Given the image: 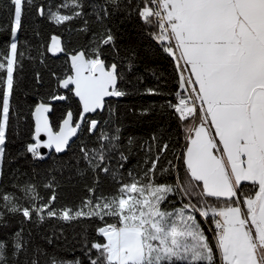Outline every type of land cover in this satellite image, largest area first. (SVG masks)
<instances>
[{
    "label": "snow or ice",
    "instance_id": "6c2138e0",
    "mask_svg": "<svg viewBox=\"0 0 264 264\" xmlns=\"http://www.w3.org/2000/svg\"><path fill=\"white\" fill-rule=\"evenodd\" d=\"M7 7L10 23L0 27L9 38L6 52H0V162L15 112L12 101L24 55L17 38L25 16L34 10L59 26L86 14L82 0H61L55 11L34 0H8ZM120 12L135 15L174 60L178 89L170 93L175 102L168 101L167 107L183 124L186 142L174 158L187 179L175 185L159 182L176 167L172 160L169 167L160 166L170 150L164 143L144 162L146 167L135 175L128 172L127 181L121 178L114 195L97 196L96 188H89L92 195L76 208L56 209L55 194L38 203L43 197L32 182L14 185V191L0 186V226L16 215L28 222L99 220L97 239L85 236L81 244L87 264H264V0H103L93 48L69 54L70 74L57 78L59 87L78 98L79 119L69 110L55 130L48 115L52 106L41 100L31 112V138L23 143L22 154L39 166L49 158L43 149L64 153L82 126L90 134L97 131L100 121L86 114L102 111L108 97L126 95L118 87V65L104 58L106 48L116 50V36L104 20ZM48 51H65L58 36L51 37ZM146 92L159 94L152 88ZM66 99L50 96L52 101ZM119 131L109 136L101 130L99 147H81L80 159L97 175L110 172L106 153L119 147ZM120 157L127 162L123 152ZM44 187L51 188V182ZM176 193L196 196L197 204L163 209ZM196 214L210 223L211 239ZM22 231L0 237V264H40L41 257L46 264H85L33 250Z\"/></svg>",
    "mask_w": 264,
    "mask_h": 264
},
{
    "label": "trees",
    "instance_id": "16d2710c",
    "mask_svg": "<svg viewBox=\"0 0 264 264\" xmlns=\"http://www.w3.org/2000/svg\"><path fill=\"white\" fill-rule=\"evenodd\" d=\"M44 4L46 10L52 11L61 0H34ZM103 0H82L85 5V15L64 25H55L44 17L29 12L23 21V31L18 33L19 50L24 54L22 68L17 72L19 86L12 101L15 110L10 127L9 143L6 154L0 162V186L8 191H14L13 186L32 182L37 185V191L43 201L55 194L53 206L56 209L65 207L76 208L92 193L89 188H96V195H114L117 192L121 178L128 179V172L135 175L146 167V160L156 155L157 148L168 143L170 150L164 154L160 166L169 167L168 160L176 165L171 174L159 177L160 183L175 185L183 183L186 172L181 162L174 158V153L183 151L185 134L183 124L177 119L167 102H175L174 93L178 89V73L172 57L152 39L149 30L135 16L124 12L114 13L106 17L104 23L112 29L116 36V50L106 48L104 58L106 63H116L122 79L118 87L126 92L123 97H108L104 109L97 113L86 114L88 120L100 121L94 133L86 130V125L70 141V147L64 153H52L39 166L30 156L23 155V143L30 140L33 128L31 112L35 105L43 100L50 103L52 111L48 114L49 121L55 130L71 110L79 119L81 106L74 94L59 87L57 78L70 74L69 54L74 51H90L95 38L100 32L101 24L96 19L98 5ZM8 0H0V27L7 28L10 23ZM66 11V10H65ZM87 21V24H85ZM58 36L63 52L48 51L51 37ZM9 42L8 34L0 31V52H6ZM37 73L40 82H37ZM55 73V76L53 75ZM152 88L159 94L149 95L146 90ZM52 94L64 95L63 101H52ZM119 129V147L106 153L105 163L110 172L91 171L80 159L81 147L89 149L99 147L100 131L115 134ZM155 137V139H153ZM133 143L129 144V139ZM128 157L127 162L121 160L120 153ZM120 164L124 167L121 168ZM115 173V178L113 177ZM98 181V182H97ZM51 182L52 187L45 184ZM250 186L245 185V191ZM198 191V190H197ZM20 195V193H16ZM196 196H184L182 193L170 195L169 201L162 205L167 211L182 207L185 203L197 204ZM197 206H200L199 204ZM197 215L206 234L211 239L203 220ZM211 218L209 217V220ZM208 222V221H207ZM209 223V222H208ZM101 226L99 220H81L65 222L56 218H45L43 222L24 221L19 215L10 216L6 226H0V237L9 239L15 231L23 230L22 235L30 242L31 248L58 254L66 260L82 259L87 264L81 252V244L85 236L89 240L97 239L96 228ZM40 264H46L43 257Z\"/></svg>",
    "mask_w": 264,
    "mask_h": 264
},
{
    "label": "built area",
    "instance_id": "2783aa9c",
    "mask_svg": "<svg viewBox=\"0 0 264 264\" xmlns=\"http://www.w3.org/2000/svg\"><path fill=\"white\" fill-rule=\"evenodd\" d=\"M202 220H203V222L205 223V225H206V228H207V231H208V233L211 235V237H212V233H211V231H209V228L211 227V225H210V223H208L207 222V220H205L204 218H202V217H200Z\"/></svg>",
    "mask_w": 264,
    "mask_h": 264
},
{
    "label": "water",
    "instance_id": "95a60500",
    "mask_svg": "<svg viewBox=\"0 0 264 264\" xmlns=\"http://www.w3.org/2000/svg\"><path fill=\"white\" fill-rule=\"evenodd\" d=\"M42 151H44L45 153H47L48 157H50V155L52 154V152H49L47 149H43Z\"/></svg>",
    "mask_w": 264,
    "mask_h": 264
}]
</instances>
